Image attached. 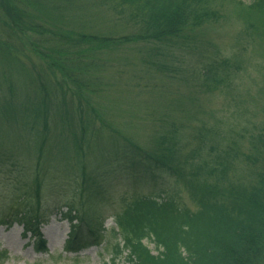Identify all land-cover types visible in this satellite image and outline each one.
I'll list each match as a JSON object with an SVG mask.
<instances>
[{"label": "trees", "instance_id": "trees-1", "mask_svg": "<svg viewBox=\"0 0 264 264\" xmlns=\"http://www.w3.org/2000/svg\"><path fill=\"white\" fill-rule=\"evenodd\" d=\"M90 1L137 25L139 31L133 39L139 40L184 45L195 30L221 16L213 8L218 0ZM49 3L52 1L0 0L1 25L13 35L29 31L42 35L32 47L44 60L46 71L56 78L47 81L42 70V77L39 73L30 77L31 86L20 90L17 97L14 92L20 85L14 82L8 96L0 97V186L11 200L0 213V226L20 224L24 236L30 233L35 238L37 250H45L39 232L45 222L40 200L64 188L71 191L67 211L60 213L70 228L65 252L104 245L109 256L106 264H264V121L259 132L249 136L246 152L240 150L239 135H230V130L220 134L217 129L197 132L195 143L183 151L176 129L169 127L158 130L151 148L144 149L113 124L99 119L83 96L82 85L89 84L74 66L87 55L121 46L129 39L48 31L37 22L40 16L36 12H45L41 8ZM240 10L246 36L264 53V0H253ZM51 43L56 46L52 48ZM217 56H206L199 70L198 78L210 92L226 88L237 73L233 66L240 71L245 62L235 56L232 60H218ZM55 72L75 90L62 85ZM69 92L72 96L67 99L64 96ZM104 127L109 129L110 139L93 141L92 136L96 138ZM148 170L181 182L189 203L180 190L168 196L120 197L114 226L108 231L101 217L80 213L81 203L103 200L118 180H148ZM72 177L77 204L72 201ZM146 239L154 244L156 255L144 244Z\"/></svg>", "mask_w": 264, "mask_h": 264}, {"label": "rangeland", "instance_id": "rangeland-1", "mask_svg": "<svg viewBox=\"0 0 264 264\" xmlns=\"http://www.w3.org/2000/svg\"><path fill=\"white\" fill-rule=\"evenodd\" d=\"M51 1L41 8L45 12H36L40 16L37 22L44 24L48 31L62 35L80 32L114 40L129 39L121 46L87 55L80 60L81 64L74 65L83 72L81 77L85 84H89L87 87L82 85L83 96L103 123L113 124L123 136L131 137L144 149L151 148L152 136L158 130L167 131L169 127L170 130L176 129V140L183 151L195 143L197 132L206 133L211 129H217L220 134L230 130V135H239L242 138L240 150L248 151L249 136L259 132L264 121V53L249 41L244 31L245 23L238 15L244 14L240 7L250 5L253 0L216 1L213 8L221 16L211 25L195 30L196 34H191L187 40L189 43L184 45L179 44L180 41L133 39L139 31L137 25L90 0ZM11 32L0 23V97L8 96L11 82L20 85V89L14 92L17 97L20 90L25 91L31 86L30 77L35 78L37 73L42 77V70L47 81H56L32 47V43L42 35L30 31L25 35H13ZM215 53L218 60H232L235 56L245 62L241 64L240 71L233 66L232 70L237 73L232 72L233 80L226 88L221 86L210 92L198 77L203 59ZM55 74L62 85L72 86L61 74ZM72 90H75L74 86ZM71 96L69 92L64 97L70 99ZM99 125L96 119V126ZM245 129L247 132L240 135ZM110 135L109 129L104 127L92 139L106 141ZM61 139L59 137L58 140ZM148 175V180L116 181L103 200L88 202L87 205L81 203L80 213L84 211L101 217L108 231L114 226L113 214L120 197L168 196L173 190H180L181 196L189 203L181 182L153 170H148ZM151 175H154L152 179ZM73 180L72 177V201L77 204ZM5 192V188L0 186V213L11 205ZM70 195L71 191L62 188L45 194L40 200V212L44 213L45 222L40 225L39 232L45 241V250H37L35 238H30V233L24 236L20 224L1 225L0 264H106L109 256L103 250L104 245H95L79 253L64 251L70 228L60 213L67 211ZM144 244L152 254H157L150 240H144Z\"/></svg>", "mask_w": 264, "mask_h": 264}]
</instances>
